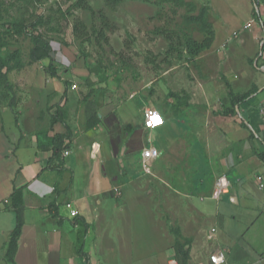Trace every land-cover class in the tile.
Listing matches in <instances>:
<instances>
[{
  "label": "crops",
  "instance_id": "1",
  "mask_svg": "<svg viewBox=\"0 0 264 264\" xmlns=\"http://www.w3.org/2000/svg\"><path fill=\"white\" fill-rule=\"evenodd\" d=\"M199 1L210 6L207 17L215 33L210 48L195 58L207 61L202 65L207 76L204 85L200 83L206 97L203 107L206 112L218 108L212 100L220 93L226 96L220 111L229 107L236 112L235 117L218 118L213 126L218 131L216 142L200 139L203 151H199V143L190 139L182 150L193 156L189 168L208 174V179L191 180L187 188L178 183L181 188L175 191L180 201L173 205L171 219H165L158 205L161 217L150 206L143 208L140 201H134L132 194L149 177L141 165L143 149L156 152L151 167L159 158L180 161V154L170 153V145L179 146L184 134L193 133L188 121L184 123L190 115L182 118L180 109L176 121L165 105H159L164 125L144 127L147 106L132 96L118 97L116 89L99 88L102 83H97L84 59L73 56L65 46L56 63L58 75L48 76L44 88L29 96L31 106H22L20 98L13 109L0 110V225L6 234L0 251L4 263L13 264L5 255L17 221L15 194L23 209L16 264H184L183 248L189 253L187 264H213L210 254L218 249L226 253L227 264H264V11L259 14L249 0L251 6L240 20L230 11L223 14L216 0ZM61 67H65L63 72ZM69 79L80 87L73 88ZM244 81L249 83L247 88ZM195 90L196 86L172 96L179 100L186 91L190 102ZM246 92L252 93L236 104ZM193 106L182 105L184 112ZM6 109L15 113V125L8 129L3 117ZM185 127L186 133L179 131ZM211 127L204 125L203 130ZM216 174H225L232 183L231 191L219 200L212 198ZM195 194L216 200L211 230L216 232L222 223L225 227L211 245L200 241L205 239L191 220L192 215L207 213L192 203ZM181 198L190 201L182 207ZM73 209L78 211L75 216ZM220 209L232 212L233 219L228 222ZM143 211L148 212L146 218ZM14 215L15 225L9 229ZM152 222L159 229H153ZM241 226H245L243 231ZM133 229H138L141 238L130 237ZM100 242L103 255L95 250ZM136 249L145 253L134 255Z\"/></svg>",
  "mask_w": 264,
  "mask_h": 264
},
{
  "label": "rangeland",
  "instance_id": "2",
  "mask_svg": "<svg viewBox=\"0 0 264 264\" xmlns=\"http://www.w3.org/2000/svg\"><path fill=\"white\" fill-rule=\"evenodd\" d=\"M112 1V3H115L113 6L108 4L106 0H88L91 8L95 11V14H93L88 9L74 8L73 4L76 0H3L0 32L7 45L1 52L4 56L8 51L19 49L22 61L19 68H14L8 73L10 81L14 83V90L8 93L5 85L1 84L0 86V95L2 93L6 94L3 95L6 97L2 101L4 103L3 107H9L6 103H10L12 95H14L17 100L21 98L22 106L28 108L31 106L29 96H34L36 92L44 88L46 79L51 75L44 62L34 61L30 56L31 49L34 46L30 35L32 31L30 26L36 16H42L44 20L50 22L41 23L37 26V30L43 33L47 39L60 42L62 49L63 47L66 49L65 46H68L73 56L78 58L84 56L83 59L87 69L96 76L98 84L102 83L99 88L107 91L116 89L118 97L132 96L135 101L145 104L147 108H154L155 106V109H157V106L165 105L170 114L177 118H174L176 121H178V115L180 116L181 112L184 115L182 118L190 115V117L187 116L184 123L188 121L193 127V133L187 132V134L188 129L186 127L180 129L179 131L186 133L183 135L185 141H182L179 146L174 143L170 145V153L180 154V161L174 162L172 159L164 161L163 158H159L153 167L150 166V171H146L149 172V177L146 182L142 181L139 184L142 185V188L137 189L132 194L133 200L140 201L142 204L139 205L143 208L146 205L150 206L156 217H161L160 212L157 213L156 206L158 205L162 207L165 219H171L172 207L180 201L175 191V189L181 188L179 184H183L187 188L189 184L193 183L191 180L198 179L199 181L200 178L204 180L209 177L208 174L204 175L201 170L195 172L189 168L193 156L190 157V155L185 154L186 143L190 139L191 141H197L199 143L198 150L203 151L200 139L206 137L211 140L214 139V142H216V139L219 138L217 137L218 133H216L218 131L214 129L218 124V118L229 115L236 116L234 108L227 107L229 110L220 111L222 102L226 101V96H221L220 93L216 96V99L212 100L213 104H218V108L214 109L213 112L205 111L203 105L206 102V97L203 95L204 88L200 89V83L204 85L207 76L204 71L205 68L202 67L207 61L206 58L195 59L196 57H189L185 47L187 37L192 36L202 40L205 36L200 22H192L190 16L204 12L207 17L210 6L204 5L207 2L202 3L199 0ZM216 5L226 16L230 11L241 20L244 19L251 3L249 0H216ZM100 10H104L111 22L109 27H105L103 33L100 31L103 25L99 14ZM77 17L81 18L86 24L87 34L85 36L79 37L73 31L74 20ZM22 19H25L28 31L18 34L14 22ZM157 28H170L176 31L177 34L171 51H169L170 41L163 35L155 33ZM57 62L55 58L53 60L55 67ZM61 68L63 72L65 67ZM72 82L69 79L68 83L72 84ZM77 83L80 87V83ZM89 84L93 83L89 81ZM248 84L246 81L245 88ZM195 86L196 90L190 102L186 91L182 93L183 97H180L179 100L174 99V96H172L174 92L189 90ZM184 104H187V107L193 104L196 108L193 106L191 110L184 112L185 109L183 110L182 107ZM0 110H2V107ZM250 111H255V108H251ZM14 114L11 110H5L3 115L5 121H7L5 128L8 129L13 124L15 125ZM0 122L2 121L0 120ZM204 125L212 127L203 130ZM179 147L181 148L178 149ZM183 148H185L184 151H182ZM180 164L184 165L183 169H181ZM222 175L216 174L213 176L214 184ZM144 186L148 189L146 190ZM195 195L194 198L192 197V203L199 204L198 207H204L203 209H206L207 213H205L206 216L203 215L202 217L192 215L191 220L194 222V228L198 229L199 227V236H203L205 239H200V241L211 245L213 239L221 234L225 227L222 223L221 225L218 224L216 232L211 230L213 226L215 227L216 200L209 198L203 200L197 194ZM181 201L183 207L190 199L181 198ZM220 212L225 213V219L228 222L233 219L232 212H225L223 209H220ZM146 213L148 212L143 211L142 217L146 218ZM13 214L11 213V215ZM196 217L199 219H195ZM14 225L15 215L13 225L9 229H12ZM245 226H241V231ZM151 227L153 229L158 227L159 229L157 223L152 222ZM129 235L134 240L141 238L138 229H133L132 232H129ZM152 238L154 239V236ZM5 239L6 234L2 233V225H0V245L1 241ZM104 241L106 243V238ZM111 243L116 244V240H111ZM205 247L206 244H204V249ZM142 248H146L145 244ZM95 250L98 254L103 255L101 242L96 243ZM138 251L141 252L140 255L145 253L141 249H136L133 252L134 255ZM104 252H106L105 248ZM0 264H7L3 261L1 251Z\"/></svg>",
  "mask_w": 264,
  "mask_h": 264
},
{
  "label": "trees",
  "instance_id": "3",
  "mask_svg": "<svg viewBox=\"0 0 264 264\" xmlns=\"http://www.w3.org/2000/svg\"><path fill=\"white\" fill-rule=\"evenodd\" d=\"M115 2H122L124 0H114ZM108 4L113 6L115 3H112V0H106ZM3 0H0V19L2 17V5H3ZM74 8H83V9H88L90 10L93 14H95V11L91 8L88 0H76V2L73 4ZM263 8V9H262ZM205 9V8H204ZM258 11L259 14H262L264 11V5H259L258 4ZM203 13V14H202ZM99 14L102 19V29L100 30L101 33H103V30L105 27H109L111 24L109 18L105 14L104 10H100ZM190 19L192 22H200L202 25V28L205 32V36L202 40H198L194 37H187L185 41V47L186 51L189 55V57H197L199 56L203 51L206 49L210 48L214 37L215 33L212 29V25L210 21L208 20V17H206V13L201 12L199 15H194L190 16ZM45 22H50L48 20H44L42 16H36L34 21L31 23V28L32 31L30 32L31 38L34 42V46L31 49L30 56L32 60L34 61H39V62H44L46 65V69L49 71V73L52 76H57V68L53 65V60L58 58L62 55V46L60 42H53L52 40H49L45 37V35L37 30V26L40 25L41 23L44 24ZM14 25L16 27V32L18 34H23L27 32L28 30V25L25 23V19L19 20L14 22ZM263 27H264V22H263ZM73 31L74 33L79 36H85L87 34V29H86V24L85 22L77 17L74 20V25H73ZM155 33L163 35L166 39L170 41V48L169 51L173 49V42L176 37V31L170 28H157L155 30ZM6 42L3 40L1 37V32H0V86L1 84L5 85V89L8 90V93L12 92L14 90V83L10 81L9 79V71H11L14 68H19L22 64L21 61V54L19 49H15L14 51H8L6 55H2V49L6 47ZM84 58V56H82ZM252 92H246L240 96H238L237 103H241L245 101L251 94ZM3 95L6 94H1L0 95V108L3 107L4 103H2L3 100L6 99ZM174 96H178V93H172ZM2 103V104H1ZM9 108L13 109L16 104H17V98H15L14 95H12L10 103H6ZM92 124V123H91ZM14 208L16 211V216H17V221L14 229L10 233L9 241L7 244V252H6V259L10 261L13 264H16L14 261V252L17 248V243L18 239L21 235L22 232V226H23V209L21 203L18 202V196L14 194ZM189 242V240H187ZM182 254V260L184 264H187V260L189 257L188 250H185L184 248L181 250Z\"/></svg>",
  "mask_w": 264,
  "mask_h": 264
},
{
  "label": "built area",
  "instance_id": "4",
  "mask_svg": "<svg viewBox=\"0 0 264 264\" xmlns=\"http://www.w3.org/2000/svg\"><path fill=\"white\" fill-rule=\"evenodd\" d=\"M256 8L258 9V4L263 5V0H253ZM251 23L247 25L250 26ZM73 88H77V84H72ZM262 120L264 123V107L261 109ZM165 123V119L161 112L155 108H147L144 112V127L148 129H154L160 126H163ZM68 153V151H65ZM156 156V152L152 148H145L142 151V159L141 165L145 171H150L151 159ZM232 189V183L226 175H222L214 184V188L212 191V198L219 200L222 195L227 194ZM232 200V198H231ZM72 215H77L78 211L73 209L71 211ZM210 261L213 264H227V256L224 250L218 249L210 254Z\"/></svg>",
  "mask_w": 264,
  "mask_h": 264
}]
</instances>
